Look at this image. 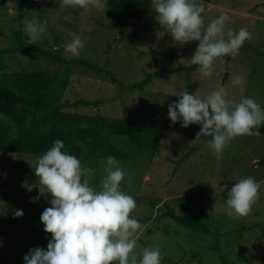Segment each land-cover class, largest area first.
Wrapping results in <instances>:
<instances>
[{
    "label": "rangeland",
    "instance_id": "obj_1",
    "mask_svg": "<svg viewBox=\"0 0 264 264\" xmlns=\"http://www.w3.org/2000/svg\"><path fill=\"white\" fill-rule=\"evenodd\" d=\"M195 2L204 5L205 24L226 13L229 17L226 29L246 28L251 39L244 42L235 57L216 59L210 77L203 76L197 66L189 74L192 93L204 98L223 86L227 99L238 103L242 98L251 97L264 110V0ZM135 8L142 9L138 20L121 27H106ZM23 9L24 20L36 19L46 27L35 45L28 44L22 28V40L28 47L56 49L65 59L82 57L99 66L107 59L106 69L121 83V86L112 85L102 74L73 68L62 99L68 103L95 101L96 106L69 107L63 111L100 113L104 117L123 119L129 110L131 117L141 122L164 125L158 152L151 160L121 163L127 173L121 190L135 199L137 207L131 215L142 225L134 250L137 264L144 248L155 247L161 250V264H222L214 254L201 249L207 245V236L203 239L194 236L172 220L159 217L164 203L178 213L174 198L197 190L203 193L213 228L222 234L228 232L220 240L224 260L228 264H264V163H258L264 157V129H258L260 136L233 138L222 154H216L204 143L182 161L201 127L191 124L183 128L182 120L173 124L168 119L169 105L177 102L176 95L185 91L184 73L162 75L141 91L126 88L142 79L145 73L190 65L187 60L193 56L198 42L181 45L168 34L158 38L160 26L156 13L146 0H99V6L88 9L63 6L62 0H25ZM16 13L14 0H0V49L13 45ZM69 32L81 35L84 40L79 56H72L64 49V44L71 39ZM0 62L6 66L5 73L54 68L50 61L27 53L3 54ZM236 76L243 78L241 85L232 84ZM116 140L118 137L111 138V142ZM35 158L26 154L0 155V264H24L23 257L30 249L46 250L51 240L40 222L42 212L51 206L48 199L41 197L33 202L37 189L29 192L22 187L25 182L36 181ZM104 175V166L100 163L96 167L97 190ZM243 177H252L261 184L258 198L249 215L229 216L225 207L227 192ZM189 200L191 207L194 199ZM17 210H22L21 217H15ZM191 210L187 214L198 213L197 209ZM139 218L147 220L142 222ZM240 226L245 227L241 236L229 233Z\"/></svg>",
    "mask_w": 264,
    "mask_h": 264
},
{
    "label": "clouds",
    "instance_id": "obj_2",
    "mask_svg": "<svg viewBox=\"0 0 264 264\" xmlns=\"http://www.w3.org/2000/svg\"><path fill=\"white\" fill-rule=\"evenodd\" d=\"M62 4L88 9L99 6V0H62ZM151 9L160 26L158 38L168 34L181 45L198 42L187 62L199 66L198 71L206 77L212 75L216 59L235 57L244 42L251 39L246 28L226 29L229 20L226 13L205 24L204 5L195 0H152ZM23 24L28 44L35 45L46 27L36 19H26ZM68 35L71 39L64 44L65 51L79 56L84 40L72 32ZM242 83L240 76L232 80L233 85ZM176 96L177 102L168 107V119L173 124L182 120L183 128L200 125L193 142H206L216 154H222L235 137L260 136L258 129L264 124V110L251 97L234 103L226 98L223 86L204 98L188 90ZM64 148V142L56 139L47 151L35 158L36 181L22 185L29 192L37 189L33 202L44 197L51 205L40 216L43 230L51 240L46 250L30 249L23 257L24 264H137L134 250L142 225L131 215L137 207L135 199L121 190V182L127 176L121 162L113 156L101 157L105 175L97 190L92 184L93 170L82 165L76 156L62 151ZM260 186L252 177L238 178L227 192L228 215H249ZM14 215L21 217L23 212L17 210ZM161 260L159 247L144 248L139 264H161Z\"/></svg>",
    "mask_w": 264,
    "mask_h": 264
},
{
    "label": "trees",
    "instance_id": "obj_3",
    "mask_svg": "<svg viewBox=\"0 0 264 264\" xmlns=\"http://www.w3.org/2000/svg\"><path fill=\"white\" fill-rule=\"evenodd\" d=\"M14 2L17 13L16 28L12 34L13 45L7 49H0V56L27 53L50 61L54 68L52 70L21 69L5 73L6 66L0 62V155L26 154L37 157L47 151L56 139H60L65 144L62 151L76 156L82 165H87L93 170L92 184L95 187L96 167L100 164L101 157L113 156L121 163L151 160L158 152V143L164 131L163 124L141 122L132 118L129 110L123 119L104 117L100 113L88 115L76 111L70 113L63 111L64 108L69 107L96 106L95 101L91 103L78 100L68 103L62 99L73 68L77 67L82 72L102 74L112 85L121 86V83L115 78L114 73L106 69L107 59L104 65L99 66L82 57L65 59L56 49L28 47L22 40L23 21L26 16L23 9L25 0H14ZM147 3L152 4V0H146ZM141 12V8H135L116 18L106 27H121L125 23L138 20ZM196 68L197 65L192 64L159 68L154 72L145 73L142 79L126 88L141 91L152 80L159 79L162 75L184 73L185 90L192 93L189 74ZM259 129H264V124ZM112 137H118V140L111 142ZM204 143L206 142L193 143L191 149L182 156V161ZM258 163L263 164L264 157ZM189 198L194 199L191 207H189ZM174 204L178 213L164 203L159 217L172 220L194 236L198 235L202 239L207 236L209 238L207 245L201 249L214 254L222 264H228L224 260L220 245L222 235L228 232L222 234L211 225V215L203 193L197 190L183 197H176ZM191 209H197L198 213L187 214L188 210L192 212ZM139 219L142 222L147 220V218ZM244 229V226H240L239 229L229 233L241 236V230Z\"/></svg>",
    "mask_w": 264,
    "mask_h": 264
}]
</instances>
